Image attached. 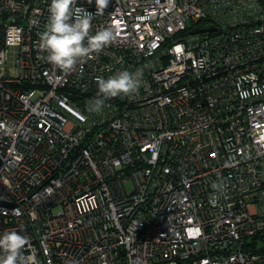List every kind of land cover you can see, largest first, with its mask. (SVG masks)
<instances>
[{
    "label": "built area",
    "instance_id": "obj_1",
    "mask_svg": "<svg viewBox=\"0 0 264 264\" xmlns=\"http://www.w3.org/2000/svg\"><path fill=\"white\" fill-rule=\"evenodd\" d=\"M49 2L0 0L17 264H264V0H109L90 32L113 41L68 72L38 48ZM123 70L139 90L90 111Z\"/></svg>",
    "mask_w": 264,
    "mask_h": 264
},
{
    "label": "clouds",
    "instance_id": "obj_2",
    "mask_svg": "<svg viewBox=\"0 0 264 264\" xmlns=\"http://www.w3.org/2000/svg\"><path fill=\"white\" fill-rule=\"evenodd\" d=\"M95 5V12H89L77 6V0H50L48 19L45 29L39 34L38 48L46 53L47 62L68 72L77 62L91 58L99 53L114 39L110 29H101L94 34L90 32L94 16L103 14L109 0H85ZM142 71H120L105 79L96 78L97 98L89 106L90 111H100L106 99L120 95L135 94L141 86ZM27 239L16 231L0 234V249L6 256L0 258V264H17L20 249Z\"/></svg>",
    "mask_w": 264,
    "mask_h": 264
},
{
    "label": "water",
    "instance_id": "obj_3",
    "mask_svg": "<svg viewBox=\"0 0 264 264\" xmlns=\"http://www.w3.org/2000/svg\"><path fill=\"white\" fill-rule=\"evenodd\" d=\"M207 30H212V28H208V29L200 28V29H197L193 32H202V31H207Z\"/></svg>",
    "mask_w": 264,
    "mask_h": 264
}]
</instances>
